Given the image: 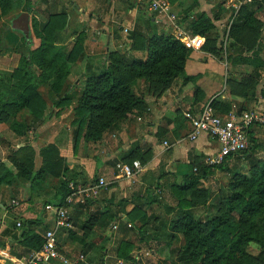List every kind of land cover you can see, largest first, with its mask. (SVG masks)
<instances>
[{
  "label": "trees",
  "instance_id": "16d2710c",
  "mask_svg": "<svg viewBox=\"0 0 264 264\" xmlns=\"http://www.w3.org/2000/svg\"><path fill=\"white\" fill-rule=\"evenodd\" d=\"M166 1L173 5L179 0ZM32 7L31 0H0V19L12 15H19V19L26 15L27 18L26 26L15 18L13 25L7 28L20 30L24 43L17 48V65L0 73V124L11 120L8 129L16 137L26 135L49 115L51 111L48 109V102L52 107L62 109L75 100L76 107L73 109L74 118L71 122L75 133L86 143H99L105 135L122 130L130 122L129 115H139L146 110L144 92L159 96L178 80L194 82L199 77L185 74V63L192 50L187 49L173 34L146 25L143 30H133L128 34V39L131 40L129 49L108 52L106 64L99 70H93L86 64L81 86L69 84L71 65L84 57L85 34L79 32L73 41L67 42L68 35L64 33L67 19L65 9L60 8L46 18L38 19L32 13ZM263 7L264 0H251L241 4L230 25V32L238 33L244 28L251 29L254 33L260 31L254 22H257L255 17ZM189 8L182 12V21L187 22V34L198 35L204 40L203 51L208 50L212 54L217 52L211 18L204 13L191 14ZM182 21L180 20L181 23ZM140 50L143 52L141 58L133 55L132 51ZM253 53L257 57L259 51L255 50ZM235 62L245 63L247 58L239 57ZM255 65L256 68L249 76V82L252 79L253 85L260 81L261 71L264 70V64L259 58ZM32 68L37 69L38 73ZM139 81L143 88H138ZM41 87L48 94L41 92ZM194 90L199 92L196 84ZM238 105L241 108V104ZM212 106L222 114L231 109L230 104L219 100H213ZM24 109L29 112L30 120L24 115ZM249 134L248 147L238 155L226 157L219 165L205 164L204 157L190 155L189 162L195 170L184 175L180 182L168 181V173L158 177H163L165 181L164 185H157V189L165 187L176 199V204L165 206V213L172 216L159 222L155 230L171 231L172 236L173 233H180L184 240L171 264L264 262L262 252L256 258L246 252L250 243L258 244L264 251V157L254 160L259 143L252 131ZM39 156L42 162L36 169L34 150L29 144L15 151L10 150L7 159L16 172L13 173L0 162V188H17L19 183H28L33 191L42 187L47 177H51L57 180L56 192L52 196L53 200H48L47 203L61 205L70 193L69 182L77 181L68 173L69 167L59 157L55 144L42 147ZM150 156L148 145L141 147L139 152L137 144H134L124 157L131 159L121 161L130 163L135 157L141 165H145ZM231 158L237 161L240 158L248 160V167L244 172L236 171L234 167L228 168ZM216 169L227 171L230 177L223 190L213 193L201 184L213 176ZM6 191L9 194L12 192L11 189ZM12 194L13 196L9 195L11 198L17 195L16 192ZM30 200L31 196L27 201ZM128 201L125 198L118 199L115 207H112L111 202L109 205H101L98 199L88 200L84 204L74 203L69 212V220L72 228H78L82 234L77 236L72 228L61 230L57 238L60 239L63 231L66 232V238L61 243L58 240V249L62 251L61 246L66 241H75L80 244V254L85 257L92 248H95L96 253H101L104 251L103 244L108 239L105 232L113 231L112 225L115 224V231L122 233L114 248L115 261H131L135 244L127 238L129 232L136 231L140 235V241L148 242L147 238L157 240L150 236L147 228L156 218L144 208V205H152L156 200L149 196L148 190L143 198L136 194L130 201L133 206L129 211L126 210ZM198 205L207 209L204 219L192 213V209ZM90 208L94 212H88ZM81 214H87L86 218L82 220ZM46 229L41 216L21 220L20 227L17 228L14 224L0 235V251L16 259L28 256L41 248ZM97 239L102 240V243L97 244ZM99 255L96 254L97 257ZM96 256L86 257L85 262L78 264L105 262L102 256L99 259ZM5 264L12 263L6 260ZM49 264L61 263L52 261Z\"/></svg>",
  "mask_w": 264,
  "mask_h": 264
},
{
  "label": "crops",
  "instance_id": "0c3cea01",
  "mask_svg": "<svg viewBox=\"0 0 264 264\" xmlns=\"http://www.w3.org/2000/svg\"><path fill=\"white\" fill-rule=\"evenodd\" d=\"M182 1L186 4L190 1H197L199 7L197 9L200 13L211 18L215 27L221 28L224 23H227L228 17L227 20L226 17H223L224 13L222 14L216 5V0ZM31 2L32 13L38 19L46 18L60 8L65 9L67 19L64 33L68 35L67 42L73 41L79 32L85 34L84 57L76 64L71 65V73L68 76L69 81H73V85L78 87L82 85V73L86 64L90 65L93 70H99L106 64L108 52L129 49L131 40L128 39V34L131 31L143 30L147 25L174 36L178 31L185 32L183 23L176 24L174 22L172 24L170 22L168 26L165 24V17L148 11L145 5L138 3V0H31ZM53 4L57 7L50 11V6ZM180 6L178 4L170 5L171 12L178 13ZM3 19H0L1 23ZM13 33L19 34L17 31H7L6 37ZM132 53L137 58L143 56L141 50L132 51ZM200 55H203L202 59H200L202 57ZM188 66L192 68V71H188L186 75H199L196 86L200 94L199 101L196 103L191 95V88L185 87L181 80H178L159 96L144 92L146 110L139 115L136 113L129 115L130 122L122 130L107 134L99 143L93 144L84 142L80 135L75 133V127L71 125L74 118L73 109L76 107L75 100L62 109L52 107V104L48 102V109L51 111L49 115L43 118L36 128L29 130L22 137H16L10 130L5 131L11 120L8 121V124H0V162L15 173V169L7 159L9 151H15L25 144H29L34 150V165L37 169L42 162L39 150L48 144H55L59 157L67 164L68 173H71L70 176H73L75 181L87 183L96 180V175H99L98 178H105L110 186L108 185L104 190L108 195L110 193L111 195L117 194L118 199L129 200L126 206V210L129 211L133 206L130 201L135 198L137 193L139 197L143 198L149 188L164 183V178L160 177L159 179V176L168 173V181L180 182L184 175L195 170L189 162L190 155L205 157L214 153L218 147L215 141L203 133L193 142L187 140L186 135L190 126L185 114L188 112L197 114L205 102L218 95L220 87L215 77H218L222 70L221 61L203 50L192 51L185 63V68ZM138 88H143V85L138 84ZM42 89L44 87L40 88L41 92ZM44 94H48V91L45 90ZM23 112L30 120L29 112L25 109ZM251 131L254 134L255 128ZM161 140L169 146L165 147ZM1 141H5V147L1 145ZM11 142L14 144H10ZM134 144H137L139 152H141V147L148 145L151 150L150 159L145 165H142L140 173L133 178L117 179L114 164L119 159L121 160ZM44 184L46 183L44 182ZM40 188L41 186L37 189L40 190ZM10 189L17 193V199L12 198L6 201L5 198L9 197L7 195L9 191L6 190ZM10 189L3 186L0 188V235L5 230L12 228V223L35 219L38 216L36 212L28 210L27 205H25V209L19 210L23 192L31 191L28 183H19L17 188ZM102 192L99 195V201L106 193ZM158 192H168V190L164 187L158 189ZM5 193L7 196L4 195ZM25 197L28 200L30 195L27 193ZM13 200L17 202L15 206L12 205ZM42 220L44 224L52 225V216L46 211ZM4 256L0 255V264H5L7 259Z\"/></svg>",
  "mask_w": 264,
  "mask_h": 264
},
{
  "label": "rangeland",
  "instance_id": "374dc122",
  "mask_svg": "<svg viewBox=\"0 0 264 264\" xmlns=\"http://www.w3.org/2000/svg\"><path fill=\"white\" fill-rule=\"evenodd\" d=\"M240 1L241 0H232L229 2L228 0L215 1L221 13H224L223 17H226V20L228 17V20L227 23H224V26H222L221 28L219 26L215 27L214 25L215 47L217 48V52L212 54L208 50H204L207 54H210L214 58H217V60L221 61L222 67V70L219 72L218 77H215V80L219 82L220 90L218 92V95L211 98V103L213 100H219L221 102L230 104V110L236 111L250 110L264 106V70L261 71L260 81L253 85V81L250 77L251 81L249 82V76L251 72L256 68L255 64H257V58H259V60H261L264 64V7L261 11L257 13V16L255 17L257 22H254V25L257 26L260 31L254 33L251 31V29L244 28L238 33H234V31L230 32V25L232 24V21L236 16L240 5L244 3L243 2L239 4ZM175 4H178L179 6L181 5L180 9L178 10V13L174 12L176 14V19L174 21L176 24L181 23L180 20L182 21V12H184L183 10L189 8L190 6L191 7L189 8V13L190 11L191 14L195 15L200 13V11L197 9L199 8L197 1H190V3L186 4L184 3V1L179 0ZM226 4L227 7H225ZM54 7L56 8L57 6H54V4L51 5L50 11H52ZM38 11H40V9H38ZM15 18L19 19V15H13L12 17L4 18L3 22H0V73L6 70H11L17 65L19 58L17 48L19 45L24 43L23 33L20 30H7V28L13 25V21ZM25 19L27 20V18ZM164 20L166 21L165 24L169 26L170 22L165 18ZM18 21L20 22V19ZM182 23L184 24L183 26L186 27L187 22L182 21ZM20 24L22 23L20 22ZM24 26H26V22ZM7 31H17L19 32V34L17 35L16 33H13L11 36L6 37ZM184 33L187 34V31L185 30ZM255 50H257V52L259 51L257 57L254 56L253 53ZM218 51L220 52V54H218ZM200 56H202L200 57V59H202L203 55ZM239 57L247 58V62L236 63L235 61ZM32 70L38 73L37 69L32 68ZM188 71H192V68L190 66L185 68V74H187ZM196 81L197 79L194 82L181 81L185 87L191 88L190 92H192L191 95L193 96V100L195 101V103L199 101L198 98L200 94V92L194 90V85L196 84ZM69 84H73V81H69ZM139 84L141 86V83ZM44 91L45 89H42L43 93ZM251 94H253V96H251ZM238 104H241V108H239L240 106ZM214 110L216 113L222 114L221 111L217 108H214ZM6 129L7 130L5 131L9 130L8 126L6 127ZM255 130L256 132L253 135L257 137L259 147L255 151V156H253L254 160L257 158L264 157V128H262L261 126H257ZM4 142L5 141H1V145L5 147L6 143ZM10 144L14 143L11 142ZM124 157L122 158L123 160L131 159ZM132 159L138 160L135 157ZM119 161L121 160L119 159L116 162ZM248 162V160L246 161L243 158H240V160L238 161L231 158V162L228 163V168L233 169L234 167L236 168V171L244 172L248 167ZM97 176L99 175H96V178H98ZM229 177L230 175L227 171L216 169L214 175L202 181L201 185L204 188L210 190L211 192L217 193L226 187L229 181ZM45 183L46 184H43V187H41L40 190L37 189L30 192H26L24 190L25 192H23L21 196V201L19 202V210L25 209V205H27L28 210L36 212L38 216H44V206L48 202V200H53L52 196L56 192L57 180L51 177H47V179H45ZM148 190L149 196L154 197L156 202L152 205H145L144 208L146 209L148 214H152L153 216H155L156 219L150 225H148L147 228L150 232V236L157 240H151L150 238H147V240H149L148 242H146L145 240L140 241V235H138L136 231L129 232L127 234V238L134 242L135 247L131 252L132 260L124 262L123 264H171L172 261L176 258L177 250H179L183 246L184 240L180 233H173V236H176L174 238L170 233L171 231L169 232L162 229L158 231L155 230L159 222L171 218L172 215L166 214L164 208L165 206H175L176 199L171 196L170 192H158L157 187L149 188ZM12 192L14 193V190H12ZM12 192L11 194L7 195L13 196ZM103 192L106 191L104 190ZM27 193L31 196V200L29 202L26 200L25 197ZM4 195H6V193ZM16 196L17 195L15 194V199H17ZM118 198L119 197L117 194L111 195L110 193L108 195V193L106 192L103 196V199L99 202H101V205H109V202H111L112 207H115V203ZM10 199H12L10 196L5 198L6 201ZM88 212L94 211L92 208H90ZM192 213L196 217L204 219L205 214L207 213V209L203 205H198V207L192 209ZM86 216L87 214H81L82 220L86 218ZM14 224L15 223H12V226ZM44 225L46 228L51 227L50 223ZM72 230L76 232L77 236H80L82 234L81 231L74 226ZM105 234L108 239L103 244L104 251L101 253H96L95 248H92L89 249L86 257L88 258L90 256H96V254H100L98 257L96 256L97 259L102 256L106 264H114L116 262L114 258V248L117 244V241L122 237V233H120L119 230H107ZM64 238H66V232L63 231L60 234V239H58L59 242L61 243ZM87 240H89V238ZM96 243L100 244L102 243V240L97 239ZM61 250L63 252L68 251V256L75 257L81 253L82 249L78 242L66 241V244H63V246H61ZM146 251L148 252L147 255ZM246 252L254 258H256L261 252L264 254L262 248L255 243L248 244ZM262 264H264V262Z\"/></svg>",
  "mask_w": 264,
  "mask_h": 264
},
{
  "label": "built area",
  "instance_id": "2783aa9c",
  "mask_svg": "<svg viewBox=\"0 0 264 264\" xmlns=\"http://www.w3.org/2000/svg\"><path fill=\"white\" fill-rule=\"evenodd\" d=\"M251 0H241L250 2ZM138 3L146 6L147 10L163 16L172 24L176 16L171 12V7L166 0H138ZM236 7V6H235ZM183 45L192 51H200L203 46V39L200 36L186 35L181 31L175 33ZM190 130L186 139L193 142L200 134H205L209 139L217 143V149L214 153L204 157V163L208 165H219L228 156L240 154L248 147L249 132L261 126L264 128V106L250 110H229L226 114L215 112L211 99L205 102L197 114L186 113ZM168 147L166 142H163ZM115 177L117 179H130L136 176L142 170V165L138 160H132L130 163L119 161L114 165ZM109 185L105 178L99 177L94 181L87 183L69 182L70 193L65 197L63 204L46 203L44 210L52 216V225L44 232V242L41 248L31 252L28 256L16 259L0 251V255H5V259L12 264H49L52 261L61 264H78L85 262L86 257L78 254L75 257L68 256L67 252L58 249V232L63 229L72 228L69 220V212L74 203L84 204L88 200L99 198L100 193ZM17 202L12 201L15 206ZM16 227H20V222H16ZM116 225H112V230ZM148 252L146 251V255ZM101 264V263H95ZM103 264H106L104 262ZM114 264H123L122 260H116Z\"/></svg>",
  "mask_w": 264,
  "mask_h": 264
},
{
  "label": "water",
  "instance_id": "95a60500",
  "mask_svg": "<svg viewBox=\"0 0 264 264\" xmlns=\"http://www.w3.org/2000/svg\"><path fill=\"white\" fill-rule=\"evenodd\" d=\"M26 18V15H23L21 18H20V22L23 24V26H24V24H25V19Z\"/></svg>",
  "mask_w": 264,
  "mask_h": 264
}]
</instances>
